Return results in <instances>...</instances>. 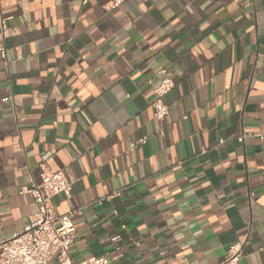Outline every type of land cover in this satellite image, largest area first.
Instances as JSON below:
<instances>
[{
	"label": "crops",
	"instance_id": "1",
	"mask_svg": "<svg viewBox=\"0 0 264 264\" xmlns=\"http://www.w3.org/2000/svg\"><path fill=\"white\" fill-rule=\"evenodd\" d=\"M108 1L0 0V241L36 211L20 189L46 154L74 260L220 264L240 242L237 264H264V0Z\"/></svg>",
	"mask_w": 264,
	"mask_h": 264
},
{
	"label": "built area",
	"instance_id": "2",
	"mask_svg": "<svg viewBox=\"0 0 264 264\" xmlns=\"http://www.w3.org/2000/svg\"><path fill=\"white\" fill-rule=\"evenodd\" d=\"M80 1L84 3L87 0ZM124 1L109 0L106 9H115ZM7 19V17L0 18L1 32L6 27ZM0 56L2 58L6 56L4 46H0ZM159 73L161 74V79L153 90L154 98L151 106L153 116L158 120H163L169 112V107L164 98L174 86V82L166 68H161ZM237 139L242 140V136ZM145 141L146 137H141L130 142L129 149H133L137 144ZM219 141L222 142V139ZM45 157L46 154L40 164L39 181L31 180L28 185H24L20 189L22 194H27L34 200L37 209L29 217L21 231L0 241V263L49 264L51 259H55L57 264H109L107 254L93 255L81 260H74L70 256V246L77 237L73 221L76 211L71 209L58 214L54 209L51 198L57 194L69 197L71 183L62 170L50 168L44 162ZM241 255V243L234 242L228 247L220 264H237Z\"/></svg>",
	"mask_w": 264,
	"mask_h": 264
}]
</instances>
